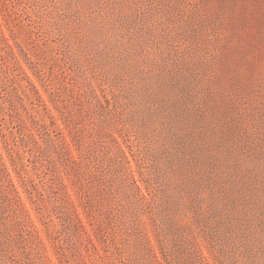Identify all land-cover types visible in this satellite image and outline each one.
Instances as JSON below:
<instances>
[{
	"label": "rangeland",
	"instance_id": "1",
	"mask_svg": "<svg viewBox=\"0 0 264 264\" xmlns=\"http://www.w3.org/2000/svg\"><path fill=\"white\" fill-rule=\"evenodd\" d=\"M0 264H264V0H0Z\"/></svg>",
	"mask_w": 264,
	"mask_h": 264
},
{
	"label": "trees",
	"instance_id": "2",
	"mask_svg": "<svg viewBox=\"0 0 264 264\" xmlns=\"http://www.w3.org/2000/svg\"><path fill=\"white\" fill-rule=\"evenodd\" d=\"M12 47V46H11ZM72 149L70 147V145H67V148H62L61 154H65L68 153L71 157V159H73L74 161L78 162L77 157H75V155L72 154ZM29 183L26 180L23 181V186L25 187L26 191H28L29 188ZM10 187L12 188V192L15 194V198L13 197V201H14V206L15 208H20L22 211H26V213L28 212V210L26 209V205L22 199L21 194L19 193L16 185L14 184V182L10 181ZM2 189V188H1ZM6 195V192H4V196ZM5 198H8L7 196H5ZM10 199V198H8ZM16 201V202H15Z\"/></svg>",
	"mask_w": 264,
	"mask_h": 264
}]
</instances>
